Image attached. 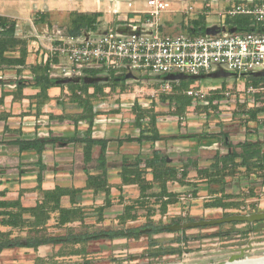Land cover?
Returning <instances> with one entry per match:
<instances>
[{"label": "crops", "instance_id": "0c3cea01", "mask_svg": "<svg viewBox=\"0 0 264 264\" xmlns=\"http://www.w3.org/2000/svg\"><path fill=\"white\" fill-rule=\"evenodd\" d=\"M133 2L128 1L129 10L134 7ZM108 9L114 14L121 12L118 17L123 16L122 19L138 11H125L121 0H0V17L14 21L15 38L27 41L24 65L13 61L21 57L19 49L4 54L12 62L0 64V212L17 210V205L35 208L58 188L67 191L59 199L61 209L86 212L104 208L107 212L120 206L127 193L142 195L139 185L124 184L126 170L138 168L150 183L163 168L176 169L178 178L191 167V177L198 178L205 157L240 154L248 146L264 154V91H247L250 85L264 82V78H236L232 86L207 84L225 91L232 89L229 98L221 91L210 98L215 110L210 113L215 112L216 116L210 118H241L240 126L222 127L216 122L205 125L206 112L196 109L193 100L192 114H187L193 119L187 122L185 118L178 119L177 114L141 115L133 110L131 96L113 93V81H122L117 77L104 75L109 80L95 82L91 79L102 76L96 72L70 78L61 74V64H42L39 52H31L32 22L36 26L41 23L42 31L54 36H68L73 13H99L102 18ZM229 27L240 31L237 25ZM85 33L90 32L82 34ZM241 155L236 163L243 162ZM154 159L156 167L151 168L147 162ZM98 177L107 179L106 189L88 187L89 178L94 181ZM137 223L141 222L115 220L112 226L116 231L100 235L115 243L123 240L120 229L134 228ZM104 225L106 221L95 226ZM153 235L162 237L158 232ZM91 240L97 242L100 237L94 235ZM63 247L57 240L38 247H6L0 251V264H26V253L33 261L46 260L59 256Z\"/></svg>", "mask_w": 264, "mask_h": 264}, {"label": "rangeland", "instance_id": "374dc122", "mask_svg": "<svg viewBox=\"0 0 264 264\" xmlns=\"http://www.w3.org/2000/svg\"><path fill=\"white\" fill-rule=\"evenodd\" d=\"M128 1L131 0H121L125 11L129 10L127 8ZM133 1L134 7L129 11L147 10L145 6L148 0ZM166 1L169 3V8L161 14L160 22H162V33L169 36L179 34L218 36L219 27L227 13V3H230L231 6L234 5L233 2H230L231 0ZM120 13L114 14L111 9L106 10L103 17L99 18L101 21L97 19L95 25L91 26L88 32L96 35L101 34L113 26L116 20L124 18L123 16L118 17ZM108 15L113 18L104 19ZM130 15V17H135ZM227 22L228 20H226ZM41 25L39 23V29L42 28ZM102 74L106 75V73ZM136 75L139 77L133 75L117 77L116 80H123L126 84L125 89L116 87L113 92L117 95L131 96L130 100H134L132 102L133 110L136 109L141 115H144L145 112L149 115L153 114L152 116H156L155 112L166 116L177 114L178 119L185 118L184 122L193 119L192 116H187V114H192V102L189 99L180 95L168 99L163 95L154 94V84L152 83L154 77L149 76L151 79L149 80L143 78L144 74L139 72ZM236 80L235 78L208 79L201 83L232 86ZM195 83V81H183L182 84L189 86L195 85ZM212 97H208L206 101L195 103L196 109L206 112L205 125L216 122L222 127L227 124L240 126L241 118L238 116H235L233 121L226 119L221 121L220 118L216 121L214 118H210L216 117L213 116L215 112L210 113V110L215 111L212 109L214 107L210 101ZM241 152L240 154H243L248 160H252L248 161L251 164L248 171L232 167L235 162L229 158L205 157L201 169L202 171L206 170V174L192 178V168L190 167L187 178L182 179L181 176H178V180H176L178 184L173 181L167 182V193L162 190L161 182H158L160 186L156 183L150 187L144 197L137 193H127L121 198L120 206L113 207L107 212L99 210L73 213L51 212L50 210L0 212V251L6 247H23L48 240H57L64 244L59 256L33 261L26 253L23 260L26 264L162 263L156 258L164 255V246H170L174 242V238L177 239L181 236L179 233H167V231H172L166 229L172 226L171 223L182 221L183 224H189L224 220L228 217L248 216L259 213L261 209L264 210V167L256 166L257 161L254 160L260 151L254 146H248ZM259 158H261V154H259ZM224 165L230 169L224 171L222 169ZM126 219L141 223H137L138 225H135L134 228L123 227L120 229L121 233H124L123 240L111 243L100 235L115 232L116 229L112 226L115 220L120 222ZM66 220L69 222H64ZM104 221L107 224L104 225L105 227L95 226ZM262 221L264 222V220ZM262 221H256L254 228L247 227L246 224L243 225L242 223L245 221L236 220L200 225L199 229L191 227L193 230L184 234V244L180 246L183 250L192 252L208 251L211 245L215 244V241L210 238L217 234L222 243L238 241L242 234H245L244 237L248 240L261 238L264 236V232L255 233L259 229H264ZM216 226L220 228L217 229ZM188 228L190 227H184V231ZM148 229L151 231H147ZM140 230L142 231L140 232ZM156 232L161 233L162 237L159 239L153 237ZM94 235L99 236L100 240L97 242L91 240ZM189 241L190 243H188ZM6 261H11V259ZM6 264L8 263L6 262Z\"/></svg>", "mask_w": 264, "mask_h": 264}, {"label": "built area", "instance_id": "2783aa9c", "mask_svg": "<svg viewBox=\"0 0 264 264\" xmlns=\"http://www.w3.org/2000/svg\"><path fill=\"white\" fill-rule=\"evenodd\" d=\"M220 27L226 20L237 17L251 19L256 29L252 32H223L218 36L165 35L160 16L169 8L166 0H148L147 10L135 11L117 20L103 34L54 36L42 31L32 22L31 52H39L40 63L61 64V74L77 78L84 73L98 72L103 77H124L144 74L154 77V94L171 95L183 81H195L184 94L194 102L205 101L221 91L225 98L232 89L209 87L204 79L164 80L169 75L206 76L217 71L238 75V78L260 79L250 74L264 72V0H231ZM246 75V77H240ZM99 76V75H97ZM141 77V76H140ZM237 78V79H238ZM236 79V78H235ZM148 80V81H149ZM249 94L264 91V82L250 85Z\"/></svg>", "mask_w": 264, "mask_h": 264}, {"label": "trees", "instance_id": "16d2710c", "mask_svg": "<svg viewBox=\"0 0 264 264\" xmlns=\"http://www.w3.org/2000/svg\"><path fill=\"white\" fill-rule=\"evenodd\" d=\"M102 15L99 13H83V14H72L71 15V23L69 26V35H73V36H79L84 32H88V30L90 29L91 26L95 25L94 23L97 21V19H99ZM227 24H231L233 26H238L240 28V32H252L254 30H252V23L251 20L247 17H237L236 19H232V20H228ZM15 33H16V23L8 18L5 17H0V64L4 63L6 61L12 62L10 60H6V58H4V54L8 51H15L16 49H19L21 52V57L19 59L13 60L14 63H16L17 65H24L26 62V56H27V41L24 40H18L15 38ZM93 75L96 73L95 72H91ZM114 80V79H113ZM254 80H260V79H254ZM121 82V83H120ZM257 83V82H256ZM112 87H120V88H124L125 89V85L123 80L122 81H113V84H111ZM188 87V85L186 84H182L180 86V88H178L173 95H163V97H172V96H176V95H180L182 97H185L187 99H189L192 102V99L190 97H188L187 95H185L183 93V90L186 89ZM123 89V90H124ZM155 117H153L152 122H153V126L155 127ZM155 137H159L158 135H155ZM258 150V149H257ZM260 151V150H259ZM259 154H261V151L257 153V158L258 160H256L257 162L255 163L256 166H263L264 167V158L263 155L261 154V158H259ZM240 154L237 153H232L231 155H228L224 158H229L232 159V161L235 162L236 158L239 157ZM244 159L242 163H236L233 164L232 167H236L238 169H240L241 167H245L247 169V171L249 170V168L251 167L250 162L248 161H252V160H248L246 157L243 156V154L241 155ZM216 157H221L219 155H217ZM260 159V161H259ZM155 161H157L156 159L147 162V165L150 166L151 168H155ZM231 167V168H232ZM222 169L225 170H229L230 167L224 165L222 167ZM128 171V172H127ZM207 171H200V174H206ZM226 175V174H223ZM188 176V170L185 169L183 170V174H182V179L187 178ZM178 180L177 178V170L174 168H163L159 174L155 173L154 176V182L150 183L147 182L143 177H142V173L138 170V168H136L135 170H126V173H124L123 176V182L126 185H132V184H137L140 186L141 188V192H142V196H145V192L150 189V187H152L154 185V183H157L160 186L161 182V187L162 190L164 192L167 193V182L169 181H176ZM108 186V182L107 179L105 177H98L95 178L93 181V178H89L88 180V187H93L96 191L98 189H106ZM160 187V188H161ZM108 190V189H107ZM67 193L66 190L60 189L58 188L54 193L51 194H47L46 195V200L41 204L38 205L35 208H22L19 207L16 208L17 210H25V211H29V212H37L39 210H50L51 212H61V213H73V212H77V211H81V210H66V209H61L59 207V199L60 197H62L63 195H65ZM104 208H100V211H103ZM64 222H69V220H66ZM50 240L45 241V242H40L38 244L35 245H28V247H38L39 245L42 244H46L49 243Z\"/></svg>", "mask_w": 264, "mask_h": 264}, {"label": "flooded vegetation", "instance_id": "af4514ba", "mask_svg": "<svg viewBox=\"0 0 264 264\" xmlns=\"http://www.w3.org/2000/svg\"><path fill=\"white\" fill-rule=\"evenodd\" d=\"M255 222L245 221V223L242 224H246L247 227L254 228ZM200 224L204 223L192 222L190 224H186V227L188 226L190 228L184 231L182 221L175 222V224L171 223L172 226H169L166 229L172 231H167V233H179L181 236L177 239L174 238V242L171 243L170 246L164 247V255L156 258L159 262L162 261V263L157 264H228L245 262L250 259L264 258V237L248 240L244 237L245 234H242L238 241H227L225 243H222L218 234L214 235L210 238V240L215 241V244H210L211 247L208 251L192 252L191 250H183L180 245L184 244V234L192 228L199 229L198 226H200ZM261 224H264V222L262 221ZM215 228L219 229L220 227L216 226ZM263 230V228L259 229L255 234H259L263 232ZM141 231L142 230H140V232ZM147 231L150 232L151 229H148ZM256 241H259L260 243H257ZM188 243H190V241Z\"/></svg>", "mask_w": 264, "mask_h": 264}, {"label": "water", "instance_id": "95a60500", "mask_svg": "<svg viewBox=\"0 0 264 264\" xmlns=\"http://www.w3.org/2000/svg\"><path fill=\"white\" fill-rule=\"evenodd\" d=\"M237 31H238L237 28L223 26V27H219L218 34L220 35L223 32H228V33L234 34ZM262 31L264 32V29H262ZM129 75H133V74H128L126 76H129ZM126 76H124V77H126ZM250 76H252V77H264V72L253 73V74H250ZM238 77L239 76L234 74V73H230V72H226V71L221 70V71H217V72L211 73V74L206 75V76L189 77V76H185V75H169V76L164 77L163 79L164 80H170V81L172 80V81H174V80H188V79L195 80V79H204V78L226 79V78H238ZM240 77H246V75H242ZM91 80H93L95 82H100L102 80H109V78L108 77L106 78V77L97 76L96 78H92ZM231 220L249 221V222L262 221V220H264V212L252 214V215H249V216H233V217H228V218H226L224 220H215V221L202 222L204 224H200V225L213 224V223H218V222H228V221H231ZM183 225H184V227H186V224H183ZM228 264H264V260L255 261V262H235V263H228Z\"/></svg>", "mask_w": 264, "mask_h": 264}, {"label": "bare ground", "instance_id": "6f19581e", "mask_svg": "<svg viewBox=\"0 0 264 264\" xmlns=\"http://www.w3.org/2000/svg\"><path fill=\"white\" fill-rule=\"evenodd\" d=\"M261 260H264V258H258V259H250V260H247L245 262H255V261H261Z\"/></svg>", "mask_w": 264, "mask_h": 264}]
</instances>
